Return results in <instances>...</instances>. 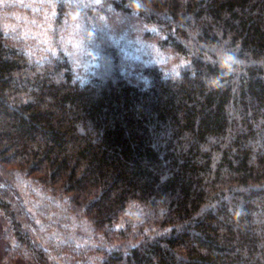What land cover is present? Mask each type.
I'll return each instance as SVG.
<instances>
[{"label":"trees","instance_id":"trees-1","mask_svg":"<svg viewBox=\"0 0 264 264\" xmlns=\"http://www.w3.org/2000/svg\"><path fill=\"white\" fill-rule=\"evenodd\" d=\"M94 11L86 69L0 26L5 261L264 264V0ZM124 32L184 63L128 55Z\"/></svg>","mask_w":264,"mask_h":264},{"label":"rangeland","instance_id":"rangeland-1","mask_svg":"<svg viewBox=\"0 0 264 264\" xmlns=\"http://www.w3.org/2000/svg\"><path fill=\"white\" fill-rule=\"evenodd\" d=\"M100 0H0V26L18 31L27 37L31 44L41 49L57 51L64 48L74 58V67L86 69L95 64V49L90 28L95 21L103 22L104 16L95 18L90 10ZM64 4L66 17L58 22L59 5ZM93 9V10H92ZM96 13V12H95ZM97 19V20H96ZM59 26L60 29H56ZM115 39L130 56L146 62L160 65L166 73L177 72L184 63L175 60L171 54L163 51L155 42L139 36L118 34ZM5 240L0 228V264H29L27 261L7 263L3 257Z\"/></svg>","mask_w":264,"mask_h":264}]
</instances>
